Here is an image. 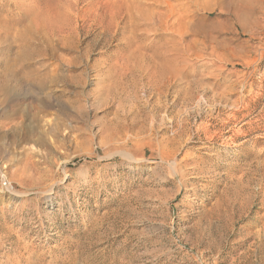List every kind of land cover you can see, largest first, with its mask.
<instances>
[{
  "label": "rangeland",
  "instance_id": "1",
  "mask_svg": "<svg viewBox=\"0 0 264 264\" xmlns=\"http://www.w3.org/2000/svg\"><path fill=\"white\" fill-rule=\"evenodd\" d=\"M206 1L179 66L163 3L0 0V264H264V0Z\"/></svg>",
  "mask_w": 264,
  "mask_h": 264
},
{
  "label": "bare ground",
  "instance_id": "2",
  "mask_svg": "<svg viewBox=\"0 0 264 264\" xmlns=\"http://www.w3.org/2000/svg\"><path fill=\"white\" fill-rule=\"evenodd\" d=\"M127 1V0H126ZM150 2L151 0H130V2H131V5H132V8L135 10V11H137V12H142L143 10L145 11V9H143V7L145 8H147V3L146 2ZM153 2H154V4L155 3H159V4H162V5H165V7L164 8H166V11H164L163 13L162 12H158L156 9H155V7H152V5H150L149 3V7L151 6L152 7V10H151V14L152 15H150V13H149V11H148V9H147V11H148V13L146 14V16L149 14V16H147V23H146V25H148V26H150V27H152V29H155V28H157V29H160L161 31L163 30H165V32L166 31H168L167 29H169V30H172V31H175V34H177L176 33V31L178 30V29H175V25L176 24H178V23H180V24H182V21H184L185 19L184 18H186V17H188L187 15H185V14H181L180 13V11L184 8L183 6H184V4L183 5H177V3H175V5L176 6H173L170 2H169V0H152ZM193 1H196V2H198V1H201V0H193ZM209 1V0H208ZM208 1H206V2H208ZM211 1V0H210ZM209 1V2H210ZM214 1H216V0H214ZM217 1H219V0H217ZM229 1V0H228ZM233 1V0H232ZM235 2H237V1H239L242 5H243V0H234ZM152 2V3H153ZM223 2H224V0H223ZM124 3V2H123ZM129 5V4H128ZM160 6V5H159ZM158 7V6H157ZM159 8V7H158ZM151 9V8H150ZM149 9V10H150ZM162 9V8H161ZM157 11V12H153L152 13V11ZM127 11H128V8H127ZM132 11V10H131ZM132 14L134 13V12H131ZM138 13V14H139ZM145 13H146V11H145ZM189 15V14H188ZM175 16V17H174ZM172 17H174V19H173V21H169V19L170 18H172ZM192 17H194V16H192ZM187 19V18H186ZM190 19V18H189ZM193 19V18H192ZM192 19H191V21H192ZM141 21H143V20H141ZM169 22H171V23H169ZM187 22V21H186ZM187 23H185V24H182V29H180V30H178L177 32H178V34H177V38L176 39H174V38H172V43L174 44V46L173 47H175V52H176V54H177V56L173 59V60H171V61H174V62H176V64L177 65H179V66H181V64L182 65H189V63H190V61H191V57H192V54H193V46H195L196 45V41L194 40V39H190V40H186L187 39V36L189 35V34H191V33H189V26L187 25V26H185ZM185 27H184V26ZM178 26V25H177ZM21 27V26H20ZM30 29H31V27H30ZM30 29H28V30H30ZM156 29V30H157ZM26 31V30H25ZM32 31V30H31ZM155 31V30H154ZM33 32V31H32ZM150 32H151V30H150ZM153 32V31H152ZM151 32V33H152ZM164 32V33H165ZM148 33H149V31H148ZM155 33V32H154ZM161 33H163V32H161ZM166 33H168V32H166ZM166 33L164 34V36H163V39H165V38H167V35H166ZM173 33V32H172ZM171 33V34H172ZM28 34V33H27ZM153 34V33H152ZM151 34V35H152ZM170 34V35H171ZM30 35H31V33H30ZM30 35H28V37L30 38ZM169 35V34H168ZM169 35V36H170ZM173 35V34H172ZM26 36V35H25ZM168 36V37H169ZM190 36V35H189ZM28 37L26 36L25 38H27L28 39ZM39 37H41V35H39ZM38 38V37H37ZM171 38V37H170ZM29 40V39H28ZM33 40V39H32ZM37 40V39H36ZM24 41V40H23ZM22 41V42H23ZM45 41V40H44ZM170 42H171V40H170ZM172 44V45H173ZM171 45V46H172ZM174 50V49H173ZM173 57H174V55H173ZM172 63V62H171ZM178 67V66H177ZM179 68V67H178ZM3 178H4V180H5V183H6V186H8L7 185V182L8 181H10L8 178H6V176L4 175L3 176Z\"/></svg>",
  "mask_w": 264,
  "mask_h": 264
}]
</instances>
